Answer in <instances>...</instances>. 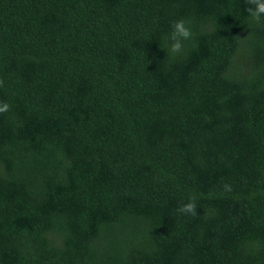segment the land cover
<instances>
[{
  "label": "trees",
  "instance_id": "16d2710c",
  "mask_svg": "<svg viewBox=\"0 0 264 264\" xmlns=\"http://www.w3.org/2000/svg\"><path fill=\"white\" fill-rule=\"evenodd\" d=\"M247 6L0 0V264H264V23Z\"/></svg>",
  "mask_w": 264,
  "mask_h": 264
},
{
  "label": "clouds",
  "instance_id": "9594fccd",
  "mask_svg": "<svg viewBox=\"0 0 264 264\" xmlns=\"http://www.w3.org/2000/svg\"><path fill=\"white\" fill-rule=\"evenodd\" d=\"M246 11L251 18L252 22L256 24L264 23V0H246ZM191 21L183 18L174 21L171 24V32L165 37L166 41H170L168 44L169 53L173 56L181 54L184 49V42L189 41L193 37L191 29ZM4 84L3 80H0V87ZM10 110V105L7 102L0 101V114L7 113ZM225 191H231L229 185H224ZM177 211L182 215H197V204L195 197L191 198L189 202L182 204L178 207Z\"/></svg>",
  "mask_w": 264,
  "mask_h": 264
}]
</instances>
